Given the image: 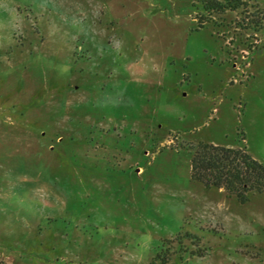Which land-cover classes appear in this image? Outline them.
Instances as JSON below:
<instances>
[{"label": "rangeland", "instance_id": "374dc122", "mask_svg": "<svg viewBox=\"0 0 264 264\" xmlns=\"http://www.w3.org/2000/svg\"><path fill=\"white\" fill-rule=\"evenodd\" d=\"M81 3L100 5L102 31L84 13L77 35L47 12L23 32L0 27V264H124L119 250L145 236L144 264H264V194L221 191L192 167L211 143L264 164V28L248 20L257 8ZM38 171L60 178L56 191L67 186L62 211L35 204ZM222 198L251 231L213 223L214 206L201 215Z\"/></svg>", "mask_w": 264, "mask_h": 264}, {"label": "clouds", "instance_id": "9594fccd", "mask_svg": "<svg viewBox=\"0 0 264 264\" xmlns=\"http://www.w3.org/2000/svg\"><path fill=\"white\" fill-rule=\"evenodd\" d=\"M98 7L100 5H93L91 9H88L81 3V0H0V27H8L18 33L23 32L25 27L32 24V15L34 12H47L55 15L63 25L67 26L73 35H77V25L73 23V20L84 19L85 17L81 16V13H84L86 14V23L89 27L95 25L97 30L102 31L103 28H97L95 23V18L99 15V12L97 11L95 15L92 14V10ZM59 71L62 74H67L70 71V67L67 63H64L59 66ZM129 91L131 92L132 89H129ZM29 181L36 185L30 189L35 197L36 205L42 210H63L66 205V200L60 194V191L66 192L67 186L64 185L60 191H56V188L51 183V181H55L59 184L60 178L58 176H51L48 180H44L41 179V173L38 171L37 175L30 177ZM213 206L219 210L216 213L210 214V220L213 223L219 218L220 222L224 223L225 227H228L233 220H236L240 222L239 230H252L232 210L227 199L222 198L215 201H208L200 210L201 215L206 214V209ZM0 208L7 211L9 204L4 200H0ZM15 214L19 215V208L15 210ZM259 219L264 220V216H259ZM24 222L27 223L26 219ZM142 241L138 248L119 250L124 264H144L150 237L145 236L142 238ZM5 259L7 260V258ZM8 264H11V261H8ZM241 264H249L248 258H244Z\"/></svg>", "mask_w": 264, "mask_h": 264}, {"label": "trees", "instance_id": "16d2710c", "mask_svg": "<svg viewBox=\"0 0 264 264\" xmlns=\"http://www.w3.org/2000/svg\"><path fill=\"white\" fill-rule=\"evenodd\" d=\"M197 1L202 5L203 12L210 15L223 14L228 11L237 12L238 10L248 13L250 8L255 7L257 8L255 11L259 14L253 13L248 19L251 27L255 30L264 28V10L256 4L259 2L258 0ZM192 167L194 175L208 185L213 184L220 189L225 188L231 192L240 187L242 191L238 194L242 197L244 193L264 194V164L253 158L245 148L212 143L204 144L196 151L192 160ZM176 239L177 237H175Z\"/></svg>", "mask_w": 264, "mask_h": 264}]
</instances>
